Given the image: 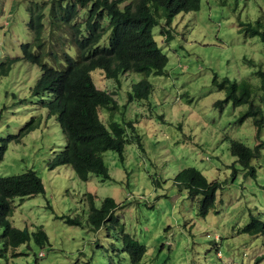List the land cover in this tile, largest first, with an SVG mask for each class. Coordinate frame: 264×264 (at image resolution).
Wrapping results in <instances>:
<instances>
[{
    "label": "rangeland",
    "instance_id": "1",
    "mask_svg": "<svg viewBox=\"0 0 264 264\" xmlns=\"http://www.w3.org/2000/svg\"><path fill=\"white\" fill-rule=\"evenodd\" d=\"M29 1L0 0V62L17 58L0 74V145L8 138L0 175L32 168L41 176L44 191L11 199L8 219L30 231L40 225L48 243L39 246L30 238L4 249L0 241V264H264V233L240 231L251 215L264 219V126L257 132L251 117L237 121L247 104L217 106L224 92L212 81L214 73L247 80L264 114L255 73L259 66L264 69V44L258 35L240 30L241 22L254 21L264 12V0H201L199 9L174 15L168 28L171 38L160 32V19L153 35L168 61L165 73L147 77L152 89L146 98L127 101L131 83L144 76L141 72L123 71L116 80L100 68L91 71L96 86L114 92L117 102L113 111L100 109L101 118L106 123L109 114L120 122L133 120L142 146L127 132L122 160L112 149L101 154L110 178L89 172L85 180L69 165L47 166L63 148L64 135L43 105L50 96L31 93L38 66L20 58V42L31 40L26 26ZM108 22L105 17L103 26ZM30 118L39 124L20 133ZM229 138L251 147L263 143L250 160L255 175H245L247 170L229 152ZM186 166L220 183L206 215L196 212L200 195H190L173 181ZM88 192L95 194L97 207L104 197H113V227L111 221L97 229L88 223ZM64 215H77L80 223L70 224ZM123 232L146 245L137 263L130 262L123 248Z\"/></svg>",
    "mask_w": 264,
    "mask_h": 264
},
{
    "label": "trees",
    "instance_id": "2",
    "mask_svg": "<svg viewBox=\"0 0 264 264\" xmlns=\"http://www.w3.org/2000/svg\"><path fill=\"white\" fill-rule=\"evenodd\" d=\"M47 21L45 7L47 0H30L26 6V26L31 40L19 44L22 59L35 64L40 70L38 78L31 87V93L50 96L44 102L47 114L54 115L64 135L63 148L48 159L47 166L52 169L57 165H69L76 176L85 180L89 172H95L104 178H110L108 167L101 156L107 149L115 150L120 159L127 139V132L139 147L140 136L134 131V121H117L110 117L106 123L100 115V109L116 107V100L111 91L99 88L93 81L91 71L100 68L105 75L119 80L123 71H136L144 74L131 83L127 91V101L148 97L152 83L147 78L150 74H163L168 61L166 53L160 48L153 28L160 23V32L167 31L174 15L181 11L197 10L201 0H134L120 7L123 0H49ZM83 17L77 20V17ZM109 18L106 26L103 19ZM240 30L245 35H258L264 44V12L254 21L241 22ZM107 35L105 43L102 37ZM71 47L73 52L70 51ZM17 58L0 62V74H6ZM255 73L259 78V89L264 96V69L259 66ZM213 83L223 90L224 97L215 101L222 107L231 102L234 106L247 104L238 118L243 122L251 117L258 131L264 126V114L259 103L254 102L257 93L247 80H238L228 76L212 77ZM39 120H30L19 130L25 133L33 130ZM13 135L10 136L12 138ZM8 139V138H7ZM7 139L1 140L0 160L6 148ZM263 143L253 147L244 142L229 138L228 149L231 155L247 170L245 175H255L256 169L250 163L252 157L259 155ZM173 181L184 186L190 195H200L196 212L206 215L215 203V192L219 186L217 180L210 181L201 170L186 166L178 170ZM44 191V184L37 172L28 168L25 171L0 175V241L4 249L16 247L33 238L43 246L48 243V235L40 226L35 230L13 226L8 215L11 213V199L23 198ZM89 201L88 223L93 229L108 221L114 226V209L117 203L111 196L104 197L100 205H94L95 194H86ZM63 217V216H62ZM66 222L79 224L76 215H64ZM248 234L264 233V219L251 215L249 221L240 228ZM123 248L132 263H137L146 250V245L123 232ZM13 255L17 252L12 251ZM44 254V253H43ZM42 254V255H43ZM40 255V256H42ZM2 256H5L2 251ZM4 264H9L7 260Z\"/></svg>",
    "mask_w": 264,
    "mask_h": 264
},
{
    "label": "clouds",
    "instance_id": "3",
    "mask_svg": "<svg viewBox=\"0 0 264 264\" xmlns=\"http://www.w3.org/2000/svg\"><path fill=\"white\" fill-rule=\"evenodd\" d=\"M40 253H42V254H43L44 252H43V251H40V252H39V255H42V254H40Z\"/></svg>",
    "mask_w": 264,
    "mask_h": 264
},
{
    "label": "built area",
    "instance_id": "4",
    "mask_svg": "<svg viewBox=\"0 0 264 264\" xmlns=\"http://www.w3.org/2000/svg\"><path fill=\"white\" fill-rule=\"evenodd\" d=\"M40 254H42V253H40Z\"/></svg>",
    "mask_w": 264,
    "mask_h": 264
}]
</instances>
